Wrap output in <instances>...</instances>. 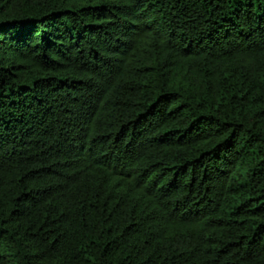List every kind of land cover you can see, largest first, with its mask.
<instances>
[{
  "label": "trees",
  "instance_id": "obj_1",
  "mask_svg": "<svg viewBox=\"0 0 264 264\" xmlns=\"http://www.w3.org/2000/svg\"><path fill=\"white\" fill-rule=\"evenodd\" d=\"M0 264H264V0H0Z\"/></svg>",
  "mask_w": 264,
  "mask_h": 264
}]
</instances>
